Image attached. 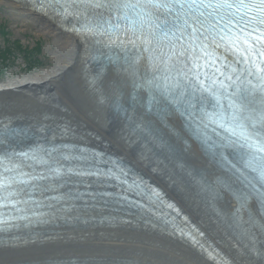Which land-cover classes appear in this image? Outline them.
Segmentation results:
<instances>
[{
	"label": "bare ground",
	"instance_id": "bare-ground-1",
	"mask_svg": "<svg viewBox=\"0 0 264 264\" xmlns=\"http://www.w3.org/2000/svg\"><path fill=\"white\" fill-rule=\"evenodd\" d=\"M0 2L54 38L53 65L26 80L8 75L1 83V90H15L0 96V116L43 135L64 126L70 139L117 153L147 173L224 255L213 260L129 216L125 222L25 227L24 241L0 247V264H264L259 203L206 155L178 113L160 98L148 102L147 68L139 70L126 58L118 65L98 61L87 36L61 16L22 0ZM235 219L239 231L232 226Z\"/></svg>",
	"mask_w": 264,
	"mask_h": 264
},
{
	"label": "snow or ice",
	"instance_id": "snow-or-ice-1",
	"mask_svg": "<svg viewBox=\"0 0 264 264\" xmlns=\"http://www.w3.org/2000/svg\"><path fill=\"white\" fill-rule=\"evenodd\" d=\"M95 6L101 7L102 5L97 3ZM119 6L133 9L157 7L151 0L148 3ZM239 6L256 8L264 13V0H258V3L251 5L241 3ZM179 7L187 10L186 15H192L195 18L194 14L196 13L200 17L213 16L214 14L220 16L221 10L237 7V5L230 2V0H184ZM207 9H212V12L201 11ZM220 19L223 20V16H220ZM261 24H264V20L261 21ZM216 28L218 31L214 37L204 38L209 40V43L200 42L197 44L194 42L181 54L189 55L187 63L191 66L188 71L194 77L195 86L219 98L220 94L227 92L229 88L236 84L242 74L240 69L236 67L239 61L229 60L228 56H221L219 50L223 48L227 52H232L234 56L236 54L245 56L247 58L245 73L253 74L249 72V68L253 72L256 70L264 72V68L260 67V65H264V33H259L254 39L249 40L242 34L239 36L227 35L224 28L219 24L216 25ZM194 31L196 30L194 29ZM92 35L94 36L95 33H92ZM109 42H111V38H109ZM128 43L134 44L135 41L129 39ZM249 62L251 63L249 64ZM182 73L187 77L188 72L182 70ZM261 79H264V77ZM137 127L143 128L144 126L138 124ZM23 155L29 157L28 153ZM30 158L36 163L46 166V174L30 177V181L35 182L32 184L33 191H38L43 195L44 192L59 191L65 183L69 182L72 183L73 187L67 193L50 198L46 197L45 199L49 200V203L46 204L44 199H35L31 195L25 200L13 199L12 197L16 193L8 191L12 185L7 180L0 181V190L7 193L6 195H0V209L8 210L7 212H0V231L4 230V227L10 226L11 221L17 219L28 221L30 224L48 223L47 216L70 212L73 201L87 197L91 201H102L105 204L121 205L126 203L132 206L135 203L136 206L144 208L156 221H162L165 226L170 225L180 235L196 239L192 232H185L184 228L176 223L172 212L178 213L179 210L175 208L174 204L164 200L159 190L141 183H129L122 169L101 166L102 156L99 154L82 150L79 153L62 152L57 156H53L51 153H32ZM5 171H8V169H5ZM261 176L264 178V170L261 171ZM40 181H47V183H40ZM113 181L118 182L121 191L105 190L113 186ZM21 183L27 184L29 181H21ZM81 186H83L84 191H81ZM130 194L145 197L146 202L140 205L130 199ZM60 202H63V205L58 208L57 204ZM20 205H24V207ZM43 208H47L49 211H41ZM165 209L171 211H165ZM200 234L203 235V233Z\"/></svg>",
	"mask_w": 264,
	"mask_h": 264
},
{
	"label": "rangeland",
	"instance_id": "rangeland-1",
	"mask_svg": "<svg viewBox=\"0 0 264 264\" xmlns=\"http://www.w3.org/2000/svg\"><path fill=\"white\" fill-rule=\"evenodd\" d=\"M1 26H4L3 28H6L8 31L6 38L9 39L10 43L19 40L24 46H34L37 43H40L42 46V52L38 56L41 59L42 66L32 71L29 70V72L26 71L24 55L18 51L11 56V69L6 73L7 77L8 75L19 77L23 75L30 76V74L36 71H41L53 65L54 38L51 34H46L40 25H36L30 19L24 18L19 10L12 7L11 4L0 2V29ZM6 44L5 37L0 35V46L3 47Z\"/></svg>",
	"mask_w": 264,
	"mask_h": 264
},
{
	"label": "trees",
	"instance_id": "trees-1",
	"mask_svg": "<svg viewBox=\"0 0 264 264\" xmlns=\"http://www.w3.org/2000/svg\"><path fill=\"white\" fill-rule=\"evenodd\" d=\"M1 34L6 35L5 30L1 29ZM20 50L22 54H24V57L27 58L26 62L28 67L34 68L38 64H40V60L38 55L41 52V46L38 45L37 47H27L26 49L20 44L19 41L15 42L14 44L0 47V77H3L5 73L7 72V68L9 66L11 56L15 53L16 50Z\"/></svg>",
	"mask_w": 264,
	"mask_h": 264
},
{
	"label": "water",
	"instance_id": "water-1",
	"mask_svg": "<svg viewBox=\"0 0 264 264\" xmlns=\"http://www.w3.org/2000/svg\"><path fill=\"white\" fill-rule=\"evenodd\" d=\"M1 117V116H0ZM3 117H1L2 119ZM0 135L6 138H14L15 137V132H11V131H5V132H0Z\"/></svg>",
	"mask_w": 264,
	"mask_h": 264
}]
</instances>
